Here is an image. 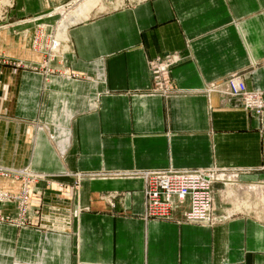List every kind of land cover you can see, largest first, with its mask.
Returning a JSON list of instances; mask_svg holds the SVG:
<instances>
[{
	"label": "crops",
	"instance_id": "obj_1",
	"mask_svg": "<svg viewBox=\"0 0 264 264\" xmlns=\"http://www.w3.org/2000/svg\"><path fill=\"white\" fill-rule=\"evenodd\" d=\"M65 2L17 0L0 24V165L32 174L0 177L20 194L0 203V264H264V213L216 190L214 223L154 220L144 195L165 169L233 172L234 198L264 185V109L228 93L235 76L264 94V0H135L61 25Z\"/></svg>",
	"mask_w": 264,
	"mask_h": 264
},
{
	"label": "built area",
	"instance_id": "obj_2",
	"mask_svg": "<svg viewBox=\"0 0 264 264\" xmlns=\"http://www.w3.org/2000/svg\"><path fill=\"white\" fill-rule=\"evenodd\" d=\"M55 40L50 33L46 49H43L47 59L52 58L58 51ZM228 86V93L239 97L245 108L257 112L264 109L263 93L247 91L243 82L235 76L229 80ZM22 176L28 182L32 174L28 170L19 171L0 165V177L19 179ZM236 179L235 173L218 168L165 169L145 172V217L199 224L214 223L217 221L214 215V192L220 190L222 194L225 193L224 200L232 199L233 196L228 195L227 190L233 189L231 186L234 187ZM18 195L20 194L0 189V203L13 201L18 198ZM19 201V208L24 211L27 203L25 199H19Z\"/></svg>",
	"mask_w": 264,
	"mask_h": 264
},
{
	"label": "rangeland",
	"instance_id": "obj_3",
	"mask_svg": "<svg viewBox=\"0 0 264 264\" xmlns=\"http://www.w3.org/2000/svg\"><path fill=\"white\" fill-rule=\"evenodd\" d=\"M91 1H94V0H91ZM96 1L97 2L95 4L93 3L92 5H90L86 11L84 10L83 12L79 13V12H76L77 9L83 4H86V0H66L64 5L62 4L59 6H55L53 10L50 12L49 16H51L50 18H53L55 20L58 19L60 24L64 25L62 24L63 20H65L68 17L70 18V22L71 21L74 22V21L83 19L84 17L87 18L93 15L95 16V15L110 11L114 8L122 6L125 2L127 3V2H132L135 0H96ZM16 3H17V0H0V24H3L6 20L10 18H14L15 14L13 15L12 12H14V10L16 9ZM70 15H72V17H70ZM23 17L28 19V18H32L33 16H23ZM31 41H32V44L35 43L34 44L35 46L36 41L38 40L37 39L35 40V38L33 37V40ZM39 48H40V45H39ZM258 186H263V185L257 184L256 187ZM263 189L257 188L256 190H253V193L257 192L255 193V196H257L258 194L263 192L262 191Z\"/></svg>",
	"mask_w": 264,
	"mask_h": 264
},
{
	"label": "bare ground",
	"instance_id": "obj_4",
	"mask_svg": "<svg viewBox=\"0 0 264 264\" xmlns=\"http://www.w3.org/2000/svg\"><path fill=\"white\" fill-rule=\"evenodd\" d=\"M96 2H97L96 0H94V1L86 0V4H83L82 6H80L77 9L76 12L81 13L84 10L86 11L87 8L90 5H92L93 3L95 4ZM70 17H72V15H70ZM65 20H66V22H70V18L69 17L66 18ZM55 43H56V48H57V46H58L57 39L55 40ZM256 186L257 185H252V186L246 187L247 189H242L243 192H244V196L242 198H238V197L234 198L233 197L231 199L232 207H230V210L231 211H243V210H252L253 209V210H256L259 213H264V189H263L264 185L263 186H258V187H256ZM257 188H262L263 192L258 194L257 196H255V193H257V192L253 193V190H256ZM259 190H258V192H259ZM227 193H228V195H232L233 194V190L231 188H229L227 190ZM253 196L255 198L254 200L252 199Z\"/></svg>",
	"mask_w": 264,
	"mask_h": 264
}]
</instances>
